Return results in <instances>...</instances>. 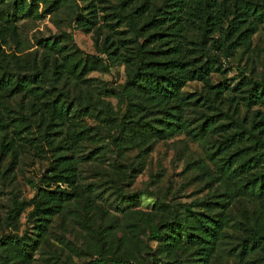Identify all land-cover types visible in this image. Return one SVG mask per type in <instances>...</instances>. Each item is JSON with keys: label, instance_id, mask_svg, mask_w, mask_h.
Returning a JSON list of instances; mask_svg holds the SVG:
<instances>
[{"label": "trees", "instance_id": "16d2710c", "mask_svg": "<svg viewBox=\"0 0 264 264\" xmlns=\"http://www.w3.org/2000/svg\"><path fill=\"white\" fill-rule=\"evenodd\" d=\"M70 1L0 0V159L10 154L11 165L17 163L19 140L36 144L50 157V174L40 178L32 197L11 194L6 220L16 227L25 213L33 231L4 234L0 264L33 260L51 219L78 199L80 162L110 151L115 157L116 198L124 208L135 207L140 193L122 190L136 176L133 162L130 171L122 168L126 151L139 149V172L157 141L179 133L203 145L222 187L213 196L262 202L264 77L240 71L241 78L231 83L222 63L239 49L250 48L264 24V0H84L81 7ZM40 2L45 13L53 14L73 5L75 28L95 35L101 56L85 53L72 34L64 32L35 38L36 50L26 54L6 52L2 45L11 40L21 44L18 22L41 17ZM113 65H123L125 80L116 89L104 83L99 93L119 98L123 113L102 98H70L64 87L69 79L88 82L86 74ZM213 74L222 79L213 83ZM191 81L200 82L201 90L184 91ZM85 116L109 126L111 150L96 147L83 153L85 141L97 135L82 122ZM145 192L154 197V210L132 212L134 219L127 226L134 234H144L145 259L118 253L106 240L85 264H210L229 223L226 201L207 198L196 208L180 207ZM258 250H264L263 220L241 238L235 255L246 262Z\"/></svg>", "mask_w": 264, "mask_h": 264}, {"label": "rangeland", "instance_id": "374dc122", "mask_svg": "<svg viewBox=\"0 0 264 264\" xmlns=\"http://www.w3.org/2000/svg\"><path fill=\"white\" fill-rule=\"evenodd\" d=\"M75 2L81 7L85 1ZM73 8V5L66 7L58 14L45 13V5L40 2L38 5L40 18H24L18 22L17 33L21 42L19 47L15 40H11L8 45H2V48L8 53L23 55L36 50L35 38L64 32L71 33L74 43L85 53L101 56L94 43L95 35L75 28L71 17ZM222 64L227 70L225 77L231 83L241 78L240 71L246 76L264 77V24L260 25L259 31L252 37L249 49H239L233 57L225 61L223 58ZM86 78L89 79L88 82L75 83L69 79L64 85L69 89L71 99L77 101L90 95L92 98L109 100L115 111L124 112L119 98L99 93L100 86L104 83L116 89L124 82L123 65H113L108 71H91L86 74ZM221 79L220 74H213L211 77L213 83ZM201 88L200 82L191 81L183 90L195 92ZM240 111L241 114L244 113V109ZM82 120L90 129V133L97 134L93 139L85 141L81 147L83 153L96 147L99 150H111L108 145V134L112 130L109 126L90 116H85ZM35 145L19 140L17 142V148L20 150L19 161L11 165L10 154L0 159V238L9 232L21 234L25 230L33 231L31 223L26 221L25 213L17 220L15 227L6 220V212L11 205V194H16L19 199L32 197L40 185V178L44 174H50L49 155ZM113 156L107 151L96 159L89 158L79 163L81 178L78 180L80 185L78 199L66 204L65 209L51 219L45 239L29 264H85L93 258L97 248L106 240V245L111 244L118 253L124 251L137 260H144L148 250L145 236L141 230L132 233L127 226L134 219L131 217L132 212L154 210L152 207L154 197L149 196L146 190L155 193L166 203L178 204L180 207L184 204H194L193 208H196V205L207 198L213 201L225 200L228 206L225 213L228 215L229 223L224 229V236L210 264H264V250L253 252L246 262H240L235 255L238 251V242L248 235L255 222L261 220L264 222V200L260 202L236 198L229 201L222 196L220 198L213 196L219 193L222 187L214 178L215 169L200 142L185 133L157 141L144 157L143 168L139 172L137 171L139 166L137 164L141 159L139 149H128L123 157L122 168L130 171L131 166L128 164L133 162L136 169L131 172L136 176L130 183L123 184L122 190L125 193H140V203L135 207L124 208L116 198L113 191L116 178V168L112 165L115 158ZM118 204L120 207H116ZM154 213L158 214L155 211ZM151 246L156 248L157 243H151Z\"/></svg>", "mask_w": 264, "mask_h": 264}]
</instances>
